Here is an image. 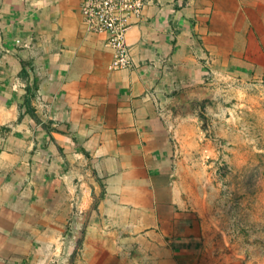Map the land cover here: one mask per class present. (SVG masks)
Returning a JSON list of instances; mask_svg holds the SVG:
<instances>
[{
	"label": "crops",
	"instance_id": "1",
	"mask_svg": "<svg viewBox=\"0 0 264 264\" xmlns=\"http://www.w3.org/2000/svg\"><path fill=\"white\" fill-rule=\"evenodd\" d=\"M144 1L112 69L79 0H0V264L227 262L188 173L214 89L264 73V0Z\"/></svg>",
	"mask_w": 264,
	"mask_h": 264
},
{
	"label": "rangeland",
	"instance_id": "2",
	"mask_svg": "<svg viewBox=\"0 0 264 264\" xmlns=\"http://www.w3.org/2000/svg\"><path fill=\"white\" fill-rule=\"evenodd\" d=\"M199 126L208 147L188 169L205 200L197 222L234 259L221 264H264V73L215 88Z\"/></svg>",
	"mask_w": 264,
	"mask_h": 264
},
{
	"label": "built area",
	"instance_id": "3",
	"mask_svg": "<svg viewBox=\"0 0 264 264\" xmlns=\"http://www.w3.org/2000/svg\"><path fill=\"white\" fill-rule=\"evenodd\" d=\"M83 23L89 31L106 35V45L113 51L110 67L126 68L130 64L125 34L131 16L139 17L144 0H79Z\"/></svg>",
	"mask_w": 264,
	"mask_h": 264
}]
</instances>
